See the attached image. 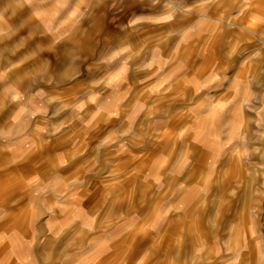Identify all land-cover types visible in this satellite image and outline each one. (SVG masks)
I'll return each instance as SVG.
<instances>
[{"label": "rangeland", "instance_id": "374dc122", "mask_svg": "<svg viewBox=\"0 0 264 264\" xmlns=\"http://www.w3.org/2000/svg\"><path fill=\"white\" fill-rule=\"evenodd\" d=\"M0 264H264V0H0Z\"/></svg>", "mask_w": 264, "mask_h": 264}, {"label": "bare ground", "instance_id": "6f19581e", "mask_svg": "<svg viewBox=\"0 0 264 264\" xmlns=\"http://www.w3.org/2000/svg\"><path fill=\"white\" fill-rule=\"evenodd\" d=\"M256 179V178H255Z\"/></svg>", "mask_w": 264, "mask_h": 264}]
</instances>
